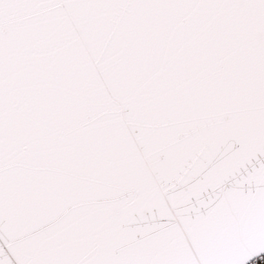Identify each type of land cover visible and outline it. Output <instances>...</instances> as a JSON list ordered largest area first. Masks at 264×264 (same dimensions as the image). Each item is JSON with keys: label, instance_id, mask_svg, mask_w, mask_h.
I'll return each instance as SVG.
<instances>
[{"label": "snow or ice", "instance_id": "snow-or-ice-1", "mask_svg": "<svg viewBox=\"0 0 264 264\" xmlns=\"http://www.w3.org/2000/svg\"><path fill=\"white\" fill-rule=\"evenodd\" d=\"M0 264H264V0H0Z\"/></svg>", "mask_w": 264, "mask_h": 264}]
</instances>
